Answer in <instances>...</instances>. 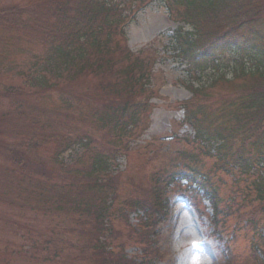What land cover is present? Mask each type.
Masks as SVG:
<instances>
[{
	"label": "trees",
	"instance_id": "16d2710c",
	"mask_svg": "<svg viewBox=\"0 0 264 264\" xmlns=\"http://www.w3.org/2000/svg\"><path fill=\"white\" fill-rule=\"evenodd\" d=\"M111 1L33 0L26 7L0 9V28L7 29L11 35L28 34L34 26L44 34L41 43L45 50L44 63L32 79L34 86L41 93L53 90L62 95L64 91L80 110L79 114L85 111V119H93L96 136L103 134L101 139L109 144L100 151L91 149L96 153L91 166L86 161L78 165L74 160L65 163L54 152L72 144L80 149L93 143L101 149L102 144L96 141L93 132L81 131L87 128L86 123L74 115H60L53 110L52 113L61 118L57 123L52 119L29 117V135L25 137L29 144L20 143L18 148L11 144L9 148L3 146L2 151L10 155V164L0 178V197L12 201L4 205L19 206L33 215H42L34 222L25 221L22 226V235H27L24 242L30 245L36 264L42 261L43 264L157 263V251L143 229L140 230L142 235L136 233L134 239L141 251L139 262L126 260L122 253L126 240L135 234L126 221V207L160 211L156 206H160L162 199L158 194L147 202L138 191L126 197V189L120 195L122 175L109 172L108 161L114 159L113 154L108 155L111 147L117 145L120 136L129 134L128 126H135L140 115L137 112L126 121L127 125L123 123L135 92L133 74L137 72L142 76L146 67L140 57L131 60L125 46L116 39V25L123 10H117V5H111ZM151 1L165 3L172 20L178 23L173 31V43L166 52L172 55L169 58L184 66L194 81H199L205 69L216 73L205 84L182 82L192 96L189 102L181 104L183 124L193 133L185 146L196 151H178L177 155L184 162L179 181L184 180L190 188V199L195 193L209 203L215 226L219 224L222 201L217 174L244 180V187L237 190L238 180L232 182L226 206L231 216L239 221L249 220L250 229L257 232L258 228H264V13L252 0H129L126 7L145 6ZM260 4L264 8V2ZM184 27L190 31H184ZM228 53L237 56L233 59L230 78L219 73L222 57ZM116 55L119 60L114 59ZM112 78H120V83L112 84ZM86 81L89 85L90 81L93 83L91 89L94 90L80 87ZM77 82L79 85L70 86ZM219 85L224 86L227 93L221 96L218 108H226V112L213 114L209 107L199 104L212 97L214 94L210 92ZM21 91L17 89L18 93ZM36 94L40 92L33 93ZM71 109L67 104L66 111L72 112ZM15 112L20 113L16 109ZM9 120L15 125L16 118L11 116ZM60 125L63 127L57 135L53 128ZM15 126L18 130H8L6 126L0 130L7 134L11 131L16 136L19 130L26 129L22 125L20 129L19 125ZM49 128L52 133L46 138L42 133L46 134ZM38 141L44 146L45 155L40 156L36 151L40 148ZM50 142L57 150L48 154L45 148ZM204 159L213 162L206 172L200 169ZM252 169L256 177L250 174ZM128 183L136 186L134 180ZM171 183L174 182L166 186ZM120 196L122 201H119ZM10 247L13 253L2 252L5 256L0 258L1 264L32 261L29 251Z\"/></svg>",
	"mask_w": 264,
	"mask_h": 264
},
{
	"label": "rangeland",
	"instance_id": "374dc122",
	"mask_svg": "<svg viewBox=\"0 0 264 264\" xmlns=\"http://www.w3.org/2000/svg\"><path fill=\"white\" fill-rule=\"evenodd\" d=\"M32 1L33 0H0V9L9 6L22 8L23 6L26 7L29 2ZM117 1L118 0H114V2ZM252 2L259 8L261 13H264V8H261L260 4L263 3L264 0H252ZM114 4L120 5V2ZM123 5H126V0L120 8ZM120 22L121 21L117 24ZM176 26V24L169 21L167 10L163 4L157 1L142 12H139L131 24L125 29L128 38L127 47L131 53L137 54L145 50L143 58L145 60H150L151 58L153 59L152 62H155L153 66L154 80L149 86V91H151L152 96L145 94L152 98L150 101L151 114L142 117V122L140 124L142 130L138 131L139 135L132 140L129 145V171L131 173L126 174V180L129 181L130 179H134V181H136L137 190L141 189V182L144 187L143 173L145 172L146 174L151 164V161H146V157L150 158L153 155L152 165L155 167L158 166L159 168L163 167L165 163H167L168 168L174 165H180L178 162L181 161L178 158L175 159L174 162H169L170 157L164 154L167 147L164 146L163 148L161 142L157 141L156 138L167 137L171 132H178L179 135H183L185 132H191L190 129H185V127H177V123L183 117V109L180 103L189 102L192 98L190 91L184 88L182 82H190L192 84L194 83V85L205 84L212 75L216 74L208 68L205 69L204 75L200 77L199 81H194L191 79V76L188 75L184 66L179 65L176 61L173 62V59L169 58V56L172 55L169 52L166 54V52L173 43L172 31ZM40 30V28L34 26L28 34L17 33L11 35L7 29L0 28V93H4L0 95V127L6 126L4 128L8 130L12 129L13 131L18 130L15 125H19V129L21 125L26 127L25 131L19 130L16 134V136L22 134L21 138L14 136L11 131L10 134H7L0 130V178L3 177L4 169L10 164V155L6 151L3 152V146L9 148L8 146L11 144L18 148L20 143L25 146L29 144V141L25 137L29 135V131L27 132V130L30 118H40L41 120L52 119L57 123L61 118H57L55 116L57 114L52 113V111L55 110V112L60 115H74L76 119L86 123L87 128H81V131L93 132L95 139L97 138L96 135H98L92 123L93 119H85L87 113L85 111L79 114L78 111L80 110L72 103L70 96L67 97V95L63 94L64 91H62L63 96L57 93L59 95L58 97L51 92L48 94L44 92L41 93V91L34 86L32 79H34L42 68V63H44L42 59L45 56V54L42 55L45 50L41 46L44 34ZM186 30L190 31V29L184 28V31ZM115 37H118V35H115ZM236 57L237 56L234 54L226 55L223 58L219 73L230 78L233 70V59ZM114 59L119 60V56L116 55ZM119 80L120 78H112L111 83H120ZM88 81L84 82L80 87L86 91L94 90L91 89L94 86L92 83L93 80L92 82L90 81V85L92 86L87 84ZM76 85H79L78 82L70 84V86ZM86 85L88 88L85 87ZM64 86L65 90L68 91L69 88L67 84H64ZM18 88L22 89L20 93L17 92ZM3 90H6V92H2ZM72 91L74 92V90ZM78 91L80 90L78 89ZM39 92L40 94L33 95V93ZM226 93L227 91L224 89V86L219 85L210 92V94L214 95L206 101H202L199 105L209 107L211 113L214 112L213 114H224L226 108L219 109L218 106L221 105L219 96H223ZM16 103H19V105L16 106ZM67 104L71 105L73 109H71L72 112H67L64 109ZM84 108L86 109L87 106ZM15 109L20 113L15 112ZM20 115L23 117H20ZM26 115L28 119H26ZM51 115H53V118ZM11 116L16 118L15 125L9 120ZM146 118L148 119L147 124L144 123ZM60 123L62 124L63 120ZM62 127L63 125L53 128V131L55 130V133L58 135ZM50 133H52V131L49 128L47 133L45 134V132H43L42 135H45L47 138ZM147 143L149 146L143 148ZM37 144L40 147L36 149L38 154L40 156L43 154L45 155V151H42L44 146H42L40 141H38ZM55 146L56 145L50 142L45 150L48 148V154L53 153V150L57 148V146L56 148ZM170 148L179 150L180 152L184 149H187L189 152L196 151L186 148L182 141L174 143ZM160 149L163 151L161 155L159 153ZM85 151V149L81 150L76 148L69 154H67V151L61 154V156L65 157L66 160L69 159L70 155L75 158L84 157L86 154ZM92 155H96V153L92 152ZM119 160V169L123 170L126 165V157H122ZM203 163L205 164L203 165V170L208 169L211 165V161L208 159H204ZM16 171L18 172L17 169ZM17 172H15L16 175ZM17 177L21 178L20 175ZM137 177L142 179V181H139ZM126 180L121 181L120 184L123 185L119 189V192L121 195L124 189H126V197H128L136 191H134V187L128 186L129 183ZM222 180L224 185H220L224 187L220 190V194L223 197L229 198L231 178L224 177ZM25 186L26 185H24V187ZM240 198L241 197H239V199ZM122 200L123 197L120 196L119 201ZM7 201L12 202L0 197V217L2 221H4H0V258L4 257L2 256V252L5 254L6 250L7 254L11 255L8 251H10L12 247L9 248V245L21 241L19 240L20 235H17V233L22 234V222H34L37 218L41 217V215L23 212L27 209L20 208L19 206H8L10 204L7 206L4 205ZM205 205L206 204H204V206ZM246 210L247 207H244L243 211ZM222 211L224 212V208H222ZM206 213L209 214V210H206ZM136 221L135 215H132L131 223L136 224ZM225 227L227 234H230V237L233 235V247L235 251V253L233 251V254L237 257V264H252L253 258L250 255L252 254L251 244L253 242V236L251 231L246 227V223L244 221L242 224L240 222L237 223L235 218L230 216L226 218ZM173 228L175 229L173 230ZM170 232H173V242H170ZM210 232L209 220L206 215L197 216L188 207L185 200H183V202L177 201L173 203V205L171 204L167 220L159 227L158 244L164 256L163 258L161 257V262L159 264H172V256L175 258L176 264H221L223 246L215 238L210 236ZM129 245L135 246L133 242H130ZM126 254L130 257L134 256V248L128 246L126 248Z\"/></svg>",
	"mask_w": 264,
	"mask_h": 264
}]
</instances>
